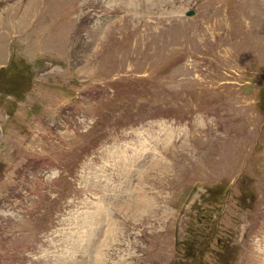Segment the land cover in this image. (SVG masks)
Here are the masks:
<instances>
[{
  "label": "rangeland",
  "instance_id": "rangeland-1",
  "mask_svg": "<svg viewBox=\"0 0 264 264\" xmlns=\"http://www.w3.org/2000/svg\"><path fill=\"white\" fill-rule=\"evenodd\" d=\"M99 262L264 264V0H0V264Z\"/></svg>",
  "mask_w": 264,
  "mask_h": 264
},
{
  "label": "bare ground",
  "instance_id": "bare-ground-1",
  "mask_svg": "<svg viewBox=\"0 0 264 264\" xmlns=\"http://www.w3.org/2000/svg\"><path fill=\"white\" fill-rule=\"evenodd\" d=\"M116 164H117V163H116ZM158 166H159V165H158ZM133 204H134V203H133ZM133 204H132V205H133ZM134 215H135V214H134ZM108 237H109V236H108ZM108 237H107V238H108ZM105 239H106V238H105ZM105 246H106V245H105ZM99 264H100V262H99Z\"/></svg>",
  "mask_w": 264,
  "mask_h": 264
}]
</instances>
